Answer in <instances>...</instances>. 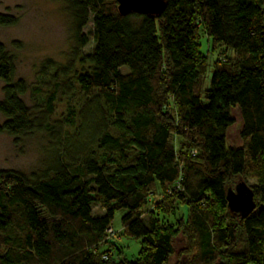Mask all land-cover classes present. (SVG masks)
<instances>
[{
    "label": "trees",
    "instance_id": "16d2710c",
    "mask_svg": "<svg viewBox=\"0 0 264 264\" xmlns=\"http://www.w3.org/2000/svg\"><path fill=\"white\" fill-rule=\"evenodd\" d=\"M65 1L76 56L92 23L81 69L47 60L29 86L0 42V133L45 131L62 148L30 176L0 168V264H264V0H165L157 16L122 14L116 0ZM15 22L0 13V25ZM202 35L235 57L210 64ZM80 94L92 147L67 149L60 137L79 109L52 117L57 101ZM234 108L241 146L226 138ZM241 181L253 191L249 212L228 205ZM119 210L117 235L141 240L134 260L99 249L114 244L105 230ZM178 234L185 244L175 252Z\"/></svg>",
    "mask_w": 264,
    "mask_h": 264
},
{
    "label": "rangeland",
    "instance_id": "374dc122",
    "mask_svg": "<svg viewBox=\"0 0 264 264\" xmlns=\"http://www.w3.org/2000/svg\"><path fill=\"white\" fill-rule=\"evenodd\" d=\"M0 13L13 15L15 24L9 26L0 25V42H2L11 55L15 65V78H22L30 86L36 83L39 69L47 60H50L54 67L62 66L72 61L74 67L79 70L82 64L79 62L80 55L89 54L93 46L92 23L89 21L83 28L87 35L88 42L76 56V44L74 42L73 21L65 0H0ZM200 50L206 55L210 64L219 56L225 55L235 57L231 50L223 47L213 48L207 37L202 35L200 39ZM127 72V68H122ZM204 85H209L211 71L205 75ZM2 85L0 81V99L2 98ZM24 102L34 110V100L29 91L22 96ZM70 103L74 104L79 112L72 127L68 128V138L64 135L60 137L61 142L69 147L90 148L92 147V111L80 112L83 96L77 95L72 101L62 99L57 101L54 120H62L66 114ZM90 110L92 105L89 104ZM82 114V115H81ZM233 123L227 130V142L230 145L241 146L243 139L240 135L242 120L239 110H232ZM4 116L0 113V123ZM59 142L52 139L45 131H33L18 138H14L6 133H0V168L19 170L30 176L32 173L42 172L55 158L58 151H61ZM245 175L248 184L255 182L256 178L250 173ZM195 180L192 181L194 184ZM93 214L100 215L104 209L99 203L92 204ZM124 211H116L112 226L115 230H120V217ZM165 223L175 225L173 216L159 215ZM114 243L100 245V250L110 249L114 251L119 248L123 256L129 260H134L140 250V239L115 235L110 238ZM185 240L181 234L175 238V252L184 246ZM175 261L174 258L171 260Z\"/></svg>",
    "mask_w": 264,
    "mask_h": 264
},
{
    "label": "water",
    "instance_id": "95a60500",
    "mask_svg": "<svg viewBox=\"0 0 264 264\" xmlns=\"http://www.w3.org/2000/svg\"><path fill=\"white\" fill-rule=\"evenodd\" d=\"M118 11L122 14L131 12L139 14L159 15L165 0H116ZM229 208L249 212L254 209L253 191L245 182H238L235 190L228 192Z\"/></svg>",
    "mask_w": 264,
    "mask_h": 264
},
{
    "label": "built area",
    "instance_id": "2783aa9c",
    "mask_svg": "<svg viewBox=\"0 0 264 264\" xmlns=\"http://www.w3.org/2000/svg\"><path fill=\"white\" fill-rule=\"evenodd\" d=\"M105 231L110 237L117 235V231L112 226L107 227ZM102 258L106 259L107 255L106 254L102 255Z\"/></svg>",
    "mask_w": 264,
    "mask_h": 264
}]
</instances>
